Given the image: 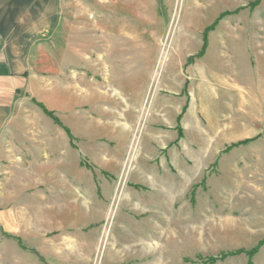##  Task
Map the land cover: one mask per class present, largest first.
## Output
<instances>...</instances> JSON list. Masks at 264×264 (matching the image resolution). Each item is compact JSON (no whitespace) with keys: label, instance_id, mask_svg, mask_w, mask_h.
<instances>
[{"label":"rangeland","instance_id":"obj_1","mask_svg":"<svg viewBox=\"0 0 264 264\" xmlns=\"http://www.w3.org/2000/svg\"><path fill=\"white\" fill-rule=\"evenodd\" d=\"M257 1L66 0L67 72L81 73V33L108 50L115 78L102 99L116 110L103 119L109 130L99 140L125 157L103 148L92 157L91 139L82 155L79 134L98 130V121L81 120L78 87L66 100L55 96L67 109L59 117L73 132L81 177L67 181L64 161L48 194L68 195L67 214L41 216L53 230L31 238L8 225L0 264H264V147L256 146L264 133V6L256 13ZM58 43L66 48L68 40ZM211 135L232 144L208 150ZM18 195L12 211L31 210L32 193Z\"/></svg>","mask_w":264,"mask_h":264},{"label":"crops","instance_id":"obj_2","mask_svg":"<svg viewBox=\"0 0 264 264\" xmlns=\"http://www.w3.org/2000/svg\"><path fill=\"white\" fill-rule=\"evenodd\" d=\"M65 4L66 0H0V240L10 236L6 229L8 225L16 230L13 233L16 236L26 234L30 235L29 238L35 237L41 230H53L48 225H42L41 216L64 217L67 214L64 210L68 195L48 194L51 188L54 191L52 185L57 184L59 177L63 176L64 161L67 160L68 167L65 178L67 175L81 177L79 152L87 154L84 150L88 147L89 139L95 143L90 146L92 157L102 150L99 139L107 135V131L103 130H109L103 129V119L116 110L102 99L108 95L101 89L112 86L115 78L113 67L106 62L109 52L94 48L96 43L92 39L88 42V34H80V75L67 72L65 62L70 64L69 59L72 58L71 36L67 37L60 30L65 23ZM262 6L264 0L254 9L256 13ZM65 39L68 40V48H59L58 42ZM61 51L67 54L60 57ZM58 66L61 68L58 69ZM89 73L96 78L89 77ZM71 87H78L81 93V120L96 118L99 124L98 130L79 134V152L77 148L74 149L72 130L59 117L67 109L58 107L55 99V96L63 95L66 100L65 92ZM95 94L100 96L98 101L93 99ZM132 104L127 103V110L130 111ZM40 105L54 113L63 126L56 124ZM135 108L137 106H133V110ZM179 109L183 107L177 106ZM156 115H162L164 119L168 117L160 108ZM239 126L235 129V141L242 136L240 133L244 129L242 123ZM226 127L229 128V125ZM128 135L125 128L119 135L120 143L127 144L126 152L131 140ZM258 137L256 146L260 149L264 147V133ZM218 141L217 136L211 135L208 150L219 153L232 144ZM103 150L112 157H125L124 154ZM41 184L47 185L45 188L48 192L40 188ZM18 193H32L31 210L22 205L15 212L12 211L9 201L15 195L17 198Z\"/></svg>","mask_w":264,"mask_h":264},{"label":"trees","instance_id":"obj_3","mask_svg":"<svg viewBox=\"0 0 264 264\" xmlns=\"http://www.w3.org/2000/svg\"><path fill=\"white\" fill-rule=\"evenodd\" d=\"M261 1L262 0H258L257 2H255V3H253L252 4V7H254V8H256L260 3H261ZM214 29V28H213ZM213 29H211V30H213ZM208 34H209V31L207 32V34H206V36H205V45H204V52L202 53V55L205 53V51H206V49H207V46H206V43H207V40H208ZM201 55V56H202ZM43 109H44V111L47 113V115H49L57 124H59L60 126H62V124H61V122L59 121V119L55 116V114L54 113H52V112H50V111H48L47 110V108L46 107H44L43 105H40ZM67 130V129H66ZM67 132L69 133V131L67 130ZM70 134V133H69ZM252 252H257V249H255L254 251H252Z\"/></svg>","mask_w":264,"mask_h":264}]
</instances>
